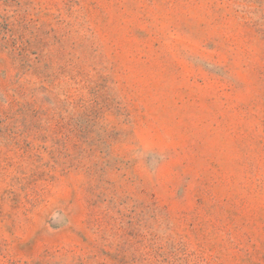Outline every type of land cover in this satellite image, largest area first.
Returning <instances> with one entry per match:
<instances>
[{"label":"rangeland","instance_id":"rangeland-1","mask_svg":"<svg viewBox=\"0 0 264 264\" xmlns=\"http://www.w3.org/2000/svg\"><path fill=\"white\" fill-rule=\"evenodd\" d=\"M0 264H264V0H0Z\"/></svg>","mask_w":264,"mask_h":264}]
</instances>
